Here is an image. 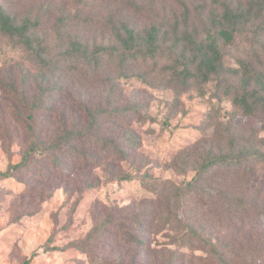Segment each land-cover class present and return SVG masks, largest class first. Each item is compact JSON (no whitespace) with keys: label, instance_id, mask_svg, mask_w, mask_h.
<instances>
[{"label":"rangeland","instance_id":"1","mask_svg":"<svg viewBox=\"0 0 264 264\" xmlns=\"http://www.w3.org/2000/svg\"><path fill=\"white\" fill-rule=\"evenodd\" d=\"M221 1L136 0L140 6L136 10L114 0H0V3L17 18L27 17L35 22L37 36L45 41L49 54L56 57L71 39L80 38L90 50L109 44L112 28L119 20H130L137 27L159 25L168 20L167 29L178 20L181 31L185 26L183 12L187 8L188 31L196 27L200 36H204L206 13L214 8L215 2ZM63 20L68 25L64 32L63 28L58 30ZM59 32H63L62 37ZM224 52V63L231 68L238 67L239 59L264 64V14L236 34ZM65 66L62 64L51 80H57L66 90L61 94L54 90L46 92L41 99L42 108L33 113L32 123L41 136L52 138L61 135L63 124L70 129L84 126L85 108L125 107L130 114L129 107L136 106L146 119L128 117L127 121L128 128L139 136L140 144L128 162L117 166L133 177L107 180L98 169L94 172L98 179V182L92 181L94 186H87L85 174L81 173L66 183L68 189L55 188L60 179L53 175L55 171L45 154L33 156L27 166L15 169L8 177H0V264H23L26 259H29L27 264H93L76 243L94 223L101 221L108 209L128 206L127 211H139L144 201L153 197L141 179L184 183L194 175L193 168L203 150L224 148L229 136L247 139L264 136L260 118L247 119L235 109L231 94L226 95V87H221V79L213 78L200 87L191 85L173 90L153 87L134 77H120L119 71L111 66L91 70L80 65L77 75ZM37 75L38 68L27 59L26 53L0 34V124H7L5 128L0 126V171L19 162L28 144L23 123L28 114L18 103L20 96L11 95L8 84L13 83L17 92L30 87L28 98L32 102L40 93L35 86L39 80ZM234 81L228 79L226 83ZM46 106L52 112H47ZM101 119L106 122L105 118ZM185 156L190 167L183 171L175 169V163H180ZM245 170V174L233 169L224 174L214 173L209 179H214L221 188L233 185L244 190L249 186L250 190L264 191V160L250 162ZM145 173L151 180L143 178ZM46 174L50 175L42 178ZM251 224L242 227L239 240L243 237L247 241L248 231L253 235L259 233L264 228V218ZM208 230L221 238L234 233L229 226L211 225ZM168 242L165 234H159L152 246L184 252L191 257L189 264H212L205 260V253L199 247L191 251L187 245L175 246ZM249 257L255 258V264L264 263L259 253H250Z\"/></svg>","mask_w":264,"mask_h":264},{"label":"trees","instance_id":"2","mask_svg":"<svg viewBox=\"0 0 264 264\" xmlns=\"http://www.w3.org/2000/svg\"><path fill=\"white\" fill-rule=\"evenodd\" d=\"M114 1L135 10L140 7L136 0ZM213 7L206 13L204 36H200L196 27L188 31L187 8L183 12L185 26L181 31L178 20L170 29L165 28L168 20L144 27H137L130 20H119L112 28L109 44L90 50L80 38L71 39L58 56L52 57L45 41L36 34V23L27 17L17 18L0 3V34L25 52L27 59L37 66L39 80L35 86L40 91L31 102L28 98L30 87L17 92L13 83L8 84L11 95L20 96L18 103L28 114L23 122L28 144L19 162L0 171V177H8L15 169L27 166L33 156L45 154L55 171L53 175L60 179L55 188L68 189L66 183L81 173L85 174L86 185L94 186L92 181L98 182L94 172L98 169L107 180L132 179V174L122 172L117 166L120 162H128L140 144L139 136L128 128L127 121L128 117L146 119L136 106L129 107L130 114L125 107L85 108L87 121L84 126L70 129L63 124L61 135L52 138L41 136L32 123L33 113L42 108L41 99L46 92L54 90L61 94L66 90L57 80H51L62 64L75 75L80 74L76 71L80 65L91 70L111 66L119 71L120 77H134L150 86L173 90L191 85L200 87L213 78L221 79V87H226L224 93L231 94L233 107L247 119L259 117L260 131L264 132V64L239 59L238 67L231 68L224 63V47L231 45L236 34L242 33L250 21L264 14V0H223L215 2ZM61 22L58 30L63 28L64 32L68 25L64 20ZM63 32H59L60 37ZM228 79L235 81L226 83ZM46 111L52 112V109L46 106ZM0 126L5 128L7 124ZM226 139L224 148L202 151L193 168L194 175L184 183L141 179V184L153 197L145 200L139 211H127L128 206L105 211L101 221L94 223L76 243L81 252L93 264H189L191 257L184 252L152 246L157 235L165 234L170 245H187L191 251L201 248L205 260L207 258L212 264H255L250 253H259V259L264 261V228L254 235L248 231L247 241L238 238L245 224L264 218V191H253L249 186L244 190L233 185L221 188L214 179H209L214 173L224 174L231 169L245 174L250 162L263 161L264 136H253V139L229 136ZM188 167L187 156L174 166L180 171ZM145 177L149 178L146 173ZM211 225L229 226L234 233L221 238L209 232ZM28 262L26 259L23 264Z\"/></svg>","mask_w":264,"mask_h":264}]
</instances>
